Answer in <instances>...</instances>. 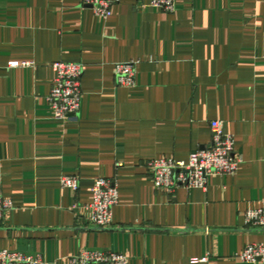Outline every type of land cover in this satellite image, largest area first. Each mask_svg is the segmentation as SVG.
Returning <instances> with one entry per match:
<instances>
[{
	"label": "crops",
	"instance_id": "1",
	"mask_svg": "<svg viewBox=\"0 0 264 264\" xmlns=\"http://www.w3.org/2000/svg\"><path fill=\"white\" fill-rule=\"evenodd\" d=\"M131 61L135 86L118 87L114 64ZM56 62L83 65L80 110L64 120L46 100ZM215 120L234 138L236 173L156 190L146 162L187 160ZM98 178L118 192L106 228L86 221ZM0 195L13 203L0 251L44 264L82 249L128 264H248L237 256L264 243L244 220L264 209V0H175L172 13L120 0L106 20L81 0H0Z\"/></svg>",
	"mask_w": 264,
	"mask_h": 264
},
{
	"label": "built area",
	"instance_id": "2",
	"mask_svg": "<svg viewBox=\"0 0 264 264\" xmlns=\"http://www.w3.org/2000/svg\"><path fill=\"white\" fill-rule=\"evenodd\" d=\"M141 4L145 0H138ZM148 6L172 13L175 0H146ZM120 0H81V5L90 7L95 16L106 20L112 16L113 7ZM29 63L12 62L11 68L28 67ZM137 62L114 64V78L118 87L135 86ZM50 68L54 78L46 100L56 119L64 120L76 115L81 103V79L83 65L56 62ZM211 140L207 147L192 151L187 160L177 161L161 158L146 162V169L156 190L173 193L178 188L205 190L210 176H233L240 163L234 151V138L226 130L225 122H209ZM62 188L74 192L79 189L77 176L60 178ZM118 202L116 183L112 179L98 178L91 186V200L86 209V221L96 228H106L112 223V209ZM13 203L0 195V225ZM245 225L254 230H264V209H248L244 213ZM241 262L264 264V243L250 244L237 256ZM206 258L193 259L191 263H204ZM68 264H128L119 253L82 249L67 260ZM0 264H44L40 254H25L17 251H0Z\"/></svg>",
	"mask_w": 264,
	"mask_h": 264
}]
</instances>
